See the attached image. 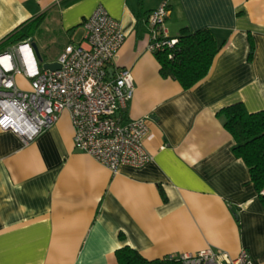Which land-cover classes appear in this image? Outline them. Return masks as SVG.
<instances>
[{"label": "crops", "instance_id": "0c3cea01", "mask_svg": "<svg viewBox=\"0 0 264 264\" xmlns=\"http://www.w3.org/2000/svg\"><path fill=\"white\" fill-rule=\"evenodd\" d=\"M161 1L0 0V51L17 27L41 17L52 37L29 39L42 63L83 40L96 7L120 23L125 39L108 69H130L134 94L123 117L148 118L144 146L152 154L142 167L112 172L74 148L67 111L29 143L0 130V264H118L114 252L123 246L149 260L244 249L264 264V207L216 115L234 103L264 109V0H166L168 37L208 28L222 43L189 89L162 77L148 49L146 18ZM15 83L30 87L20 74Z\"/></svg>", "mask_w": 264, "mask_h": 264}, {"label": "built area", "instance_id": "2783aa9c", "mask_svg": "<svg viewBox=\"0 0 264 264\" xmlns=\"http://www.w3.org/2000/svg\"><path fill=\"white\" fill-rule=\"evenodd\" d=\"M168 14L166 0L148 13L151 52L177 42L165 33ZM83 26V40L66 44L58 54L57 70L42 68L29 38L0 52V130L10 131L29 143L67 111L75 149L112 172L123 165L142 167L152 160L144 146L148 118L123 117L134 94L132 74L129 68L108 69L125 39L121 25L98 6ZM17 74L29 80L28 90L16 85ZM176 260L181 264H254L244 249L230 257L209 248L193 255L183 254Z\"/></svg>", "mask_w": 264, "mask_h": 264}, {"label": "trees", "instance_id": "16d2710c", "mask_svg": "<svg viewBox=\"0 0 264 264\" xmlns=\"http://www.w3.org/2000/svg\"><path fill=\"white\" fill-rule=\"evenodd\" d=\"M143 1L138 0V4L141 5ZM40 24L41 17H38L20 25L7 37L5 44L32 38L33 31ZM175 38L177 42L172 47L156 50L153 55L160 65L162 77H171L183 89H189L206 76L222 43H217L208 28L196 31L182 29ZM249 42L250 59L254 48L251 37ZM216 115L223 119V127L232 136V152L247 166L251 182L264 207V109L249 112L242 103H234L221 108ZM114 253L118 264H181L176 259L149 260L129 246L118 248Z\"/></svg>", "mask_w": 264, "mask_h": 264}, {"label": "rangeland", "instance_id": "374dc122", "mask_svg": "<svg viewBox=\"0 0 264 264\" xmlns=\"http://www.w3.org/2000/svg\"><path fill=\"white\" fill-rule=\"evenodd\" d=\"M48 29H50V27H47V25L44 23L43 25H39L37 28H35V30L33 31V35H32V37H34V39H36V37L37 38H40V37H44V38H50V37H52L50 34H49V30ZM63 39V37H61V39L59 38V36H57V40L55 41V42H53L52 44H51V46H49V49L50 50H55L58 46H59V44H60V41ZM13 46H15L17 43H11ZM3 51V50H2ZM1 52V51H0ZM42 54H44L43 53V51H42Z\"/></svg>", "mask_w": 264, "mask_h": 264}, {"label": "water", "instance_id": "95a60500", "mask_svg": "<svg viewBox=\"0 0 264 264\" xmlns=\"http://www.w3.org/2000/svg\"><path fill=\"white\" fill-rule=\"evenodd\" d=\"M32 47H33V50H34V53H35V56H36L38 62L42 63V58L39 55V52L37 50V47H36L35 43H33V42H32ZM42 68L46 69V70L53 71V70L59 69V64L56 63V62H53V63H42Z\"/></svg>", "mask_w": 264, "mask_h": 264}]
</instances>
